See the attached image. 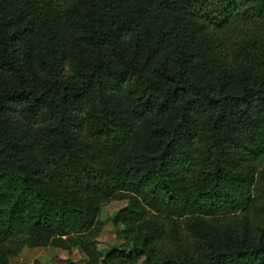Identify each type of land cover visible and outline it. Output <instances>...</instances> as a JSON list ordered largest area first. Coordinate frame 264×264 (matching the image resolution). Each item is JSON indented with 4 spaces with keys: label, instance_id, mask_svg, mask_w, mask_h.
I'll return each mask as SVG.
<instances>
[{
    "label": "trees",
    "instance_id": "trees-1",
    "mask_svg": "<svg viewBox=\"0 0 264 264\" xmlns=\"http://www.w3.org/2000/svg\"><path fill=\"white\" fill-rule=\"evenodd\" d=\"M44 245L264 264V0H0V264Z\"/></svg>",
    "mask_w": 264,
    "mask_h": 264
},
{
    "label": "rangeland",
    "instance_id": "rangeland-1",
    "mask_svg": "<svg viewBox=\"0 0 264 264\" xmlns=\"http://www.w3.org/2000/svg\"><path fill=\"white\" fill-rule=\"evenodd\" d=\"M124 203V198L115 197L101 202L97 214V230L95 233L97 247L104 248L122 241V237L116 233L117 229L122 227V225L113 223L111 216ZM64 257L70 258L79 264L83 261V255L76 247L66 250L51 245H44L23 246L15 256L10 257L6 264H65L62 260ZM141 258L142 256L135 262H126L124 264H142Z\"/></svg>",
    "mask_w": 264,
    "mask_h": 264
}]
</instances>
